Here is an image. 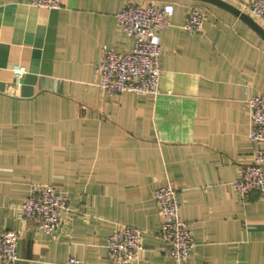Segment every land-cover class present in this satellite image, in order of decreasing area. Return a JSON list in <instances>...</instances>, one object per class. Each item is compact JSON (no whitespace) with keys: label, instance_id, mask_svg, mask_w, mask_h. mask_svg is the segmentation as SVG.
<instances>
[{"label":"crops","instance_id":"crops-1","mask_svg":"<svg viewBox=\"0 0 264 264\" xmlns=\"http://www.w3.org/2000/svg\"><path fill=\"white\" fill-rule=\"evenodd\" d=\"M139 1L170 10L155 96L97 86L102 48L133 46L116 26L125 0H0V232H19L15 264H112L117 225L143 231L138 264H175L152 198L166 183L195 243L183 264H264V194L242 203L231 187L262 147L248 138L244 99L264 94V38L211 2ZM190 8L208 13L201 34L182 28ZM31 183L54 185L78 212L54 239L20 215Z\"/></svg>","mask_w":264,"mask_h":264},{"label":"built area","instance_id":"built-area-1","mask_svg":"<svg viewBox=\"0 0 264 264\" xmlns=\"http://www.w3.org/2000/svg\"><path fill=\"white\" fill-rule=\"evenodd\" d=\"M232 5L241 4L246 14L264 29V0H228ZM38 8L59 9L61 0H32ZM243 12V11H241ZM170 10L166 5L153 2L125 0L116 14L117 29L133 42L131 49L118 52L104 46L96 65L97 86L109 96L131 93L152 95L159 93L161 37L169 28ZM208 13L204 9L190 8L182 28L190 35L203 33ZM15 80H20L25 69L19 65L11 68ZM248 91V88H245ZM249 120L248 138L262 145L255 151L252 160L239 167L236 179L231 183L237 198L242 203L249 201L253 193L264 194V94H248L244 99ZM152 198L162 218L159 236L165 243L170 259L175 264L187 262L195 243L189 227L180 218V203L177 186L166 183L155 187ZM20 215L34 222L37 228L54 239L63 222H72L78 212L70 198L52 184L31 183L29 194L21 204ZM19 232H0V264L17 262L16 248ZM108 256L112 264H138L144 249L143 231L125 225H117L106 240ZM44 264H86L69 257L63 262Z\"/></svg>","mask_w":264,"mask_h":264},{"label":"water","instance_id":"water-1","mask_svg":"<svg viewBox=\"0 0 264 264\" xmlns=\"http://www.w3.org/2000/svg\"><path fill=\"white\" fill-rule=\"evenodd\" d=\"M207 2H211L214 4H217L236 16H238L241 20H243L245 23H247L253 30H255L258 34H260L264 38V29H262L250 16H248L246 13L241 12L239 9H237L235 6L228 4L221 0H204Z\"/></svg>","mask_w":264,"mask_h":264}]
</instances>
